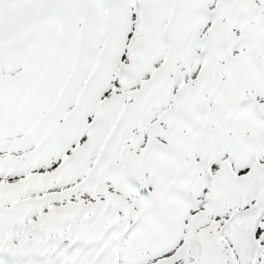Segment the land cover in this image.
Wrapping results in <instances>:
<instances>
[{"label": "snow or ice", "instance_id": "1", "mask_svg": "<svg viewBox=\"0 0 264 264\" xmlns=\"http://www.w3.org/2000/svg\"><path fill=\"white\" fill-rule=\"evenodd\" d=\"M0 264H264V0H0Z\"/></svg>", "mask_w": 264, "mask_h": 264}]
</instances>
